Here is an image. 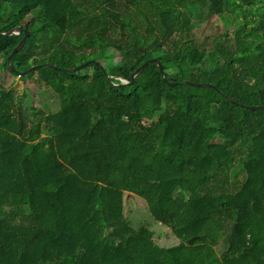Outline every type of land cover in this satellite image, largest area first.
<instances>
[{
    "label": "trees",
    "instance_id": "16d2710c",
    "mask_svg": "<svg viewBox=\"0 0 264 264\" xmlns=\"http://www.w3.org/2000/svg\"><path fill=\"white\" fill-rule=\"evenodd\" d=\"M213 16L232 34H198ZM16 28L14 68L41 64L26 76L59 108H22L0 83V264H264V0H0V33ZM23 35L0 37L14 76ZM151 59L164 73L132 82ZM88 60L110 79L62 70ZM127 194L179 244L135 228Z\"/></svg>",
    "mask_w": 264,
    "mask_h": 264
},
{
    "label": "rangeland",
    "instance_id": "374dc122",
    "mask_svg": "<svg viewBox=\"0 0 264 264\" xmlns=\"http://www.w3.org/2000/svg\"><path fill=\"white\" fill-rule=\"evenodd\" d=\"M36 17V15H35ZM33 14L27 16V28L35 21ZM233 22L237 19L233 18ZM234 23L230 26H225L224 22L218 16H213L210 23H204L201 30L196 32L203 33L205 37L212 33H223L228 30L230 34L234 31ZM36 75L30 76H14L11 74L7 66L0 67V83L7 88L15 89L18 92V102L22 108H27L32 105L38 106L45 112H54L59 107V101L54 95V92L35 80ZM246 177V172L242 166L232 169L229 174V182L227 189L231 193L239 191ZM125 212L130 223L138 228L147 226L154 233V240L162 247H171L179 244V239L171 232V230L155 221L151 216L147 202L137 195H126Z\"/></svg>",
    "mask_w": 264,
    "mask_h": 264
},
{
    "label": "water",
    "instance_id": "95a60500",
    "mask_svg": "<svg viewBox=\"0 0 264 264\" xmlns=\"http://www.w3.org/2000/svg\"><path fill=\"white\" fill-rule=\"evenodd\" d=\"M21 32H23L24 33V35H23V37H22V39L20 40V42L17 44V46L12 50V52H11V54L9 55V57H8V59H7V64H8V66H9V68L12 70V71H14V72H16L17 74H18V76H25V75H27L28 73H30L31 71H33V70H35L36 68H39L40 66H41V64H36V65H31L30 67H28L27 69H25V70H22V71H17L15 68H14V65L12 64V62H11V58L13 57V55L14 54H16L20 49H22V47L24 46V44H25V42H26V39H27V37L29 36V34H30V32L28 31V30H26V29H23V28H16V29H14V30H11V31H9V32H7V33H0V37H4V36H10V35H18V34H20ZM152 62H155L157 65H158V67H159V69H160V71L162 72V73H164V69H163V67H162V64H161V62H160V60H158V59H151V60H147V61H145L135 72H133L132 73V78H133V80H132V82H134L135 81V78H136V76L148 65V64H150V63H152ZM89 63H93V64H95V65H97L102 71H103V73L106 75V77L108 78V79H110V75H108V73L106 72V70L104 69V67L102 66V65H100L97 61H95V60H88V61H85V62H83V63H80V64H78V65H76V66H74V67H70V68H63L62 70L63 71H65V72H72V71H77V70H79V69H81V68H83V67H85L86 65H88ZM44 65H46V66H52V67H54V68H59L57 65H53V64H51V63H43ZM163 78L166 80V76L163 74ZM123 79V78H122ZM124 82L125 83H129V81L128 80H124ZM170 85H174V84H177V82H168ZM182 84H188V85H191V86H199V87H211V88H214V89H216L217 91H219L220 92V90L217 88V87H215L214 85H212V84H207V83H205V84H203V83H195V82H191V81H189V80H185V81H182L181 82ZM227 98H229V97H227ZM245 107H247V108H259V107H262V106H258V105H244ZM191 241V240H190Z\"/></svg>",
    "mask_w": 264,
    "mask_h": 264
}]
</instances>
